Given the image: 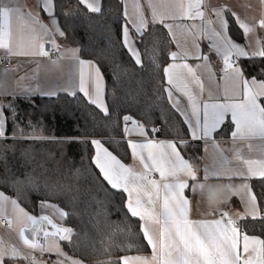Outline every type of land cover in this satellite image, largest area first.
<instances>
[{
    "label": "snow or ice",
    "instance_id": "obj_1",
    "mask_svg": "<svg viewBox=\"0 0 264 264\" xmlns=\"http://www.w3.org/2000/svg\"><path fill=\"white\" fill-rule=\"evenodd\" d=\"M79 3L90 12L101 11L100 0H79ZM124 4L126 23L122 27L123 44L135 59L136 64H141L140 53L131 42L132 37L128 25L131 24L136 33L143 36L149 26V20L146 19L139 0H132L131 14L128 11L127 0H124ZM147 4L150 9V23L152 25L163 24L169 30L173 40H175V34L172 32L173 24L166 23V21L200 19L202 22L200 26L175 24V27L184 29L192 37L193 46L197 48L199 47L196 44L197 37H208L212 40L210 47L223 59L224 79L230 85V88L225 89L224 103L201 101L199 96L189 89L186 81L190 77L198 85L200 92H203L200 78L188 64H170L164 68L167 83L183 92L188 98L191 118L188 117L187 112L182 114L185 115V122L190 125L193 138H211V134L223 123L225 115L231 113L236 129L231 134L234 140L258 139L264 142V104L259 102V98L264 97V81L258 82L253 78L249 82L244 78L241 68L235 63V60L240 57H264V41L258 38L257 46L251 53L246 50V46L235 42L228 34L224 14L229 10L224 6L212 9L216 16V20L212 21L205 19L203 10L205 0H147ZM260 5L261 18L258 25L264 30V0H260ZM42 7L51 18L52 25L56 27V19L51 11L54 7V0H42ZM232 15L236 16L235 13ZM236 21L245 37H249L256 29L255 24L250 25L241 20L239 16H236ZM213 23L218 24L219 30L209 27ZM56 31L61 36L64 35L58 27ZM48 32V27L41 22L38 13L33 15L29 12L25 15L19 7L12 4L11 0H0V50H3L7 56H48L49 53L44 47ZM51 42L58 47L54 40ZM37 43L39 51H35L33 47ZM248 46H251V41ZM70 51L72 58L77 60L79 65V91L88 98L90 103L95 104L105 115H108V108L103 102V77L100 69L91 61L76 57L75 53L78 49ZM188 54L186 50L181 53L173 52L171 58L173 60L178 56L184 58ZM196 58L207 59L201 56ZM182 70H186V73ZM89 85L92 86L91 90ZM167 91L171 100L172 92ZM229 91L232 93L231 96L228 95ZM208 99H213L211 93ZM173 106L178 111L180 110L178 101L174 102ZM8 107L11 108V105ZM13 115H15L14 111ZM123 121L126 125L124 129L126 134L137 132L141 136L146 135L144 125L133 120L131 116L125 115ZM129 121L133 125L131 129L127 127ZM6 123L4 108L0 107V138L6 135ZM154 131L157 130L154 129ZM92 144L96 148L92 163L99 169L103 180L107 181L111 188L127 193V210L132 217H138L142 221L140 231L147 245L152 249L150 257L125 255L120 258L122 264H264V239L242 234L237 225V218L242 219L243 217H240L238 213L221 210L218 219L194 220L190 218V201L184 195V189L189 185L184 177L195 180L196 172L193 165L181 156L176 143L152 140L144 143L129 141L133 157H138L143 165L142 172L126 166L104 148L99 140H93ZM213 146L218 147V145ZM237 159L246 166V172L226 173L229 179L233 176H238L245 181L251 177L264 178V158L245 159L238 154ZM152 172L159 173L160 179L150 178L149 173ZM205 179H207V172ZM205 187L203 184L192 186L193 191L198 188L204 190ZM241 192L247 195L246 215L256 218L262 210L257 207V197L246 182L236 186L228 184L208 187V199L210 204L219 205L227 202L229 194L238 195ZM9 207L15 223L20 225L19 238L31 252L25 254L17 247L5 246L3 241H0V264H5L6 260L20 259L28 260L30 264H37L35 256L32 255V252L37 251L41 254H56L60 259L54 264H65V261L68 264H83L81 260L68 257L59 243V241L71 242L72 228L54 222V219L48 215L39 217L31 215L20 206L16 199L0 192V218L7 219L9 227L13 225V220L8 218ZM41 207L51 209L61 219L68 215L55 204L41 202ZM45 225H50L52 230H47ZM153 226L158 228V234L153 231ZM26 232L31 235H26ZM41 236L43 243H41ZM136 247L133 243L127 245L129 250ZM105 264H112V262L108 261Z\"/></svg>",
    "mask_w": 264,
    "mask_h": 264
},
{
    "label": "trees",
    "instance_id": "obj_2",
    "mask_svg": "<svg viewBox=\"0 0 264 264\" xmlns=\"http://www.w3.org/2000/svg\"><path fill=\"white\" fill-rule=\"evenodd\" d=\"M100 6L101 11L93 13L79 0H54L53 15L64 33L62 44L77 48L80 59L100 69L109 114L80 93L8 100L3 107L6 135L0 138V192L31 215H38L41 202L66 212L64 227L73 229V238L60 244L68 257L84 264H122L121 257L145 254L149 246L140 221L127 210L125 193L111 188L92 163V141L99 140L127 164L131 153L125 115L143 124L149 135L159 130L157 138L187 140L188 132L165 94L164 68L174 45L164 27L149 24L143 36H135L141 57L136 64L122 42L125 18L120 0H100ZM229 33L242 40L232 20ZM241 67L246 77L264 81V57L246 58ZM231 129L226 122L215 137L227 138ZM181 151L186 158L198 154ZM263 181L252 180L251 186L264 209ZM243 227L246 234H264V220H247ZM129 243L137 247L129 250Z\"/></svg>",
    "mask_w": 264,
    "mask_h": 264
},
{
    "label": "crops",
    "instance_id": "obj_3",
    "mask_svg": "<svg viewBox=\"0 0 264 264\" xmlns=\"http://www.w3.org/2000/svg\"><path fill=\"white\" fill-rule=\"evenodd\" d=\"M11 2L14 6L19 7L22 13H24L25 15H27L29 12H31L33 15H36L37 13L39 14V19L49 29L48 35L47 37H45L44 46L46 43H48L50 44L51 48L57 49L59 52V57L56 59L50 58L48 56H38V55L27 56V57H23V56L9 57L3 50H0V60L4 57H8L10 58L11 61L10 67L6 69L2 67L0 61V107L6 106L9 102L8 100L14 98L55 97L58 94H67L69 96H73L77 93H80L88 101V98L82 92L79 91V65L77 60L72 58V52L70 51V50H75L77 48L68 47L62 44L60 40L61 35L59 34V32L56 31V28L57 27L59 28L58 22L56 20V27L52 25L51 18L46 12L43 11L42 0H11ZM120 2L122 4L123 15L125 18L124 0H120ZM139 3L141 5V8L144 12L146 19H148L149 24H151L150 9L148 8L147 0H139ZM127 5H128V11L131 14L132 0H127ZM221 6H224L226 9L229 10L226 11L224 14L225 19L227 21V30L229 36L232 38V36L229 33V21L232 20L236 24V26L240 29L242 33V40L238 41L235 40L234 38L232 39L235 42L246 46V50L251 53V51L257 46L256 40L258 38L261 40L262 36H264V30L260 29L258 25V21L261 18L260 0H205V6L203 9L205 11V19L206 20L210 19L212 21H215L216 16L212 12V9L220 8ZM51 11L53 13V8L51 9ZM232 13H235L236 16H239L241 20L246 21L248 24L256 25L255 31L252 34H250L249 37H245L243 30L239 27L236 21V16H233ZM166 23L173 24L172 32L175 34V40H173L172 35L169 34V30L166 27H164L163 24H161L168 33L174 45V49L172 53L173 52L181 53L185 50L189 53L186 57L181 58L180 56H178L175 60H173L170 55V62L168 63V65L188 64L189 66H191L196 76L200 78V82L203 84V92L202 93L200 92L198 85L194 81H192L190 77L186 81L189 89L195 92L199 96L201 101H206L209 103H216V102L224 103L225 89L230 88V85L224 79L225 73H224V63L222 57L220 55H217L215 50L210 47V45L212 44V40L205 36L197 37L196 44L199 45V47L197 48L193 46L192 37L188 35L184 29L175 27V24H182L188 26H191L192 24H196L200 26L202 24L201 20L200 19H197L195 21L178 20L175 22L168 20L166 21ZM128 27H129L130 36L132 37L131 42L138 50L134 38L135 36H139V35L136 33L135 29L132 27L131 24H129ZM209 27L216 28L217 30H219V26L216 23H213ZM37 30L39 31L38 26H37ZM53 40L55 41V44L58 47H55L52 44L51 41ZM249 41H251V46H248ZM122 42H123V36H122ZM33 47L35 51H39L38 43ZM129 54L131 55L130 52ZM75 56L80 59L78 55V51L75 53ZM197 56L207 57V59L206 60L202 58L198 59L196 58ZM244 59H246V57H240L236 59L238 62L236 64L241 68V70H242L241 61ZM92 63L97 67V65L94 62ZM177 71H181V70L177 69ZM182 71L186 73V70H182ZM164 77L166 82L165 94L167 101L171 106V108L174 110V112L178 114V116L185 124L188 132V139L187 140L161 139L155 136V134L159 132V130L157 129H156L157 131L153 130L152 135H149L148 131L144 128V132L146 133V135L144 136L139 135L137 132H130L126 134V142L128 144V147H129V141L136 143H144L147 140H152L154 142L173 141L174 143H176L177 150L180 152L181 156L185 160H188L193 165L196 172L195 180H192L190 177H184V179L187 181L189 185V187L184 189V195L190 201V208H191L189 214L190 218L194 220H201V219L211 220L214 218L218 219L220 218L221 210L227 211L229 213H238L240 217H243L242 219L237 218L238 228L242 234H246L243 231L244 230L243 223L245 221L264 220V209L261 207L258 198H257V207L260 208L262 211L259 216L253 218L250 215H246L245 202L247 200V195L245 193L241 192L238 195L229 194L227 198V202L220 203L219 205L214 203L210 204L208 199L209 196L208 187H215L217 185H228V184H232L236 186L246 182L250 185L253 194L256 196V194L252 189L251 181L260 180L264 178L251 177L245 181L238 176H233L231 179H229L226 173L238 172V171L246 172V166L239 159H237L238 154L245 159L264 158V151H262V148H264V142L258 139H254L251 141H241L239 139L234 140L231 134L236 129H235V124L233 123L231 118V113H227L225 115L223 123L211 134V138H193L190 125L185 122V115L182 114L183 112H187L188 117L191 118V109L189 107L188 98L183 94V92L178 91L172 85H169L167 83V77L165 76V74ZM244 78L247 79L249 82H251V80L253 79L246 77L245 74H244ZM256 80L258 82H261V80L258 79ZM89 87L91 90L92 86L89 85ZM167 90H171L172 92L171 100L169 99ZM210 93L213 97L212 100L208 99ZM228 95L229 96L232 95L231 91L228 92ZM176 101L179 102V109H180L179 111L177 110L176 107L173 106L174 102ZM103 102L105 104L104 82H103ZM259 102L264 104V97L259 98ZM93 105L96 106L95 104ZM99 110L101 111V109ZM201 117H202V113H201ZM226 122H230L232 126L229 136L227 138H216L215 133ZM131 126H133L132 123L130 126L127 127L129 128ZM182 141L184 143H181ZM187 143L188 145L186 146ZM249 144H251V148H249ZM213 145H218V147H214ZM103 147L106 148L104 145ZM93 148H94V156H95L96 148L94 145ZM181 148H184L188 154H190L192 150H198V154L195 156H191L190 154L191 157L186 158L184 157ZM129 150L131 153V160L129 163L125 165L133 168L137 172H142L143 165L140 163L139 158L133 157L132 149L130 147ZM146 155L147 154L145 152V157ZM206 172H207V179H205ZM217 173H219V175H216ZM149 176L150 178H154L156 180L160 179L159 173L157 172L149 173ZM195 184H203L206 187L204 190L198 188L196 191H193L192 186ZM261 186L264 187V181L261 182ZM124 193L126 195V202H127L128 195L126 192ZM41 215H48L54 219V222L60 223L64 226L65 217L61 219L59 218V216L55 215L51 209L42 208L40 205L39 213L37 216H41ZM8 218L12 219L10 207L8 210ZM134 218L140 221L138 217H134ZM5 220L7 221V219ZM141 223L142 221H140V226ZM14 226H16L15 223L12 225V227ZM8 231L11 232V228L8 226V222H7L6 226L0 227V236L5 238L6 236H8L7 234ZM153 231L158 234V228L156 226H153ZM247 235L257 236L260 237L261 239H264V234L262 236L258 234H247ZM12 236L17 239V242L20 241V239L17 238V234L15 232H12ZM4 243L6 242L4 241ZM8 243L10 245V242ZM241 243H242V236H241ZM43 254L44 255L40 256V258L41 257L44 258L46 260V263L49 264H53L55 261L60 259L54 253H43ZM151 254H152V249L149 246V251L147 253L139 254V255L150 257ZM40 258L38 260H40ZM5 264H12V263H5ZM65 264H68V262L65 261Z\"/></svg>",
    "mask_w": 264,
    "mask_h": 264
},
{
    "label": "rangeland",
    "instance_id": "obj_4",
    "mask_svg": "<svg viewBox=\"0 0 264 264\" xmlns=\"http://www.w3.org/2000/svg\"><path fill=\"white\" fill-rule=\"evenodd\" d=\"M130 122H131V121H130ZM131 123H132V122H131ZM132 127H133V126H131V127H129V128L131 129ZM12 219H13V224H14V223H15L14 217H12ZM15 225H16V226H14V227H10V228H11V232H10V231L7 232L8 236H6L5 238L2 237V236H0V241H3V243H4V241H5L6 243H4V244H5L6 246H8V245H9L8 242H10V245L15 246V247H17L18 249H20L21 252H23V253H25V254H28V253L31 252V250L28 249V248H26V247L22 244L21 240H20L19 242H17V239L14 238V237L12 236V232H15V233L17 234V238H19V235H18V230H19L18 227H19V224L15 223ZM13 234H14V233H13ZM19 239H20V238H19ZM7 240H8V242H7ZM5 263H12V264H30V262H29L28 260H23V259H20V260H17V261L6 260ZM37 264H49V263H46V260H45L44 258L41 257L40 260L37 261ZM53 264H54V263H53Z\"/></svg>",
    "mask_w": 264,
    "mask_h": 264
},
{
    "label": "built area",
    "instance_id": "obj_5",
    "mask_svg": "<svg viewBox=\"0 0 264 264\" xmlns=\"http://www.w3.org/2000/svg\"><path fill=\"white\" fill-rule=\"evenodd\" d=\"M44 47H45V50L49 53L48 57L54 58V59L59 57L58 50L55 48H51L50 44L46 43ZM0 61H1V65L3 68L6 69V68L10 67V63H11L10 58L4 57ZM235 63H238L237 60H235ZM130 125H131V122L129 121L127 123V126H130ZM6 225H7V221L5 219H0V227L6 226ZM41 243H43L42 237H41ZM32 255L35 256L36 260H38L40 258V256H42L44 254H41L40 252L37 251V252H32Z\"/></svg>",
    "mask_w": 264,
    "mask_h": 264
},
{
    "label": "water",
    "instance_id": "obj_6",
    "mask_svg": "<svg viewBox=\"0 0 264 264\" xmlns=\"http://www.w3.org/2000/svg\"><path fill=\"white\" fill-rule=\"evenodd\" d=\"M37 217H39V216H37ZM44 227H46L47 230H49V231L52 230L50 225H45ZM26 235H29L30 236L31 234L26 232Z\"/></svg>",
    "mask_w": 264,
    "mask_h": 264
}]
</instances>
